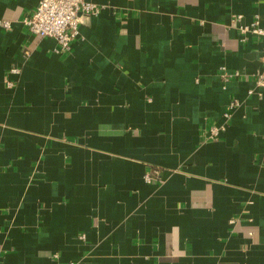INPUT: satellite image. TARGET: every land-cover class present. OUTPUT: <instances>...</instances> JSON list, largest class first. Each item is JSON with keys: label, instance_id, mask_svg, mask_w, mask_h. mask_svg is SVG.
<instances>
[{"label": "crops", "instance_id": "obj_1", "mask_svg": "<svg viewBox=\"0 0 264 264\" xmlns=\"http://www.w3.org/2000/svg\"><path fill=\"white\" fill-rule=\"evenodd\" d=\"M39 1L0 0V264H264V0H89L66 54Z\"/></svg>", "mask_w": 264, "mask_h": 264}, {"label": "built area", "instance_id": "obj_2", "mask_svg": "<svg viewBox=\"0 0 264 264\" xmlns=\"http://www.w3.org/2000/svg\"><path fill=\"white\" fill-rule=\"evenodd\" d=\"M102 11L103 6L89 0H40L36 9L27 14L22 23L31 34L55 39L58 44L56 51L66 54L71 51L73 43L79 38L81 25L88 19L98 17ZM13 24L11 20H0V28L5 31L12 29ZM231 24L239 30L242 41H245L249 35L264 38V27L260 25L259 17H256L251 24H244L243 17L236 15L232 18ZM222 70L225 81L243 76L239 71L228 73L224 67ZM11 72L19 74L20 70L13 68ZM256 76V85L264 88V53L261 57V69ZM8 85L13 87L14 83L9 82ZM237 105L236 100L230 102L224 114L226 120L230 118V113ZM226 124L227 121L208 128L202 135L203 141L218 139L225 131ZM144 179L147 183H160L162 181L160 170H149ZM55 257L57 258L58 255Z\"/></svg>", "mask_w": 264, "mask_h": 264}]
</instances>
